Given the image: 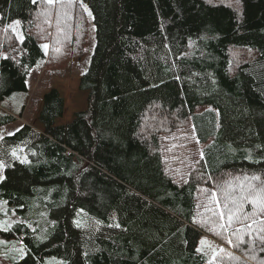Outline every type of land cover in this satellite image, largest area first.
I'll return each mask as SVG.
<instances>
[{"label": "trees", "instance_id": "16d2710c", "mask_svg": "<svg viewBox=\"0 0 264 264\" xmlns=\"http://www.w3.org/2000/svg\"><path fill=\"white\" fill-rule=\"evenodd\" d=\"M84 7L95 28L85 109L61 124L51 88L40 129L23 123L0 141V198L32 222L0 228L26 249L12 264H206L199 240L217 230L238 254L217 263L264 264V211L245 201L229 224L223 207L264 185V0H0V126L21 117L4 101L28 92L40 59L55 69L82 57Z\"/></svg>", "mask_w": 264, "mask_h": 264}, {"label": "rangeland", "instance_id": "374dc122", "mask_svg": "<svg viewBox=\"0 0 264 264\" xmlns=\"http://www.w3.org/2000/svg\"><path fill=\"white\" fill-rule=\"evenodd\" d=\"M216 2H228L234 7H237L238 0H213ZM84 12L87 17L88 29L86 34V42L83 46V55L79 59L69 60L64 66L55 69H47L45 67L48 58L45 60L40 59L36 66L31 69L29 72V77H27L28 92L24 93H15L11 97L7 98L4 101V106L11 108L15 113H18L24 107L21 117H17L16 121L7 125L0 126V137L9 135L17 130V128L26 123L31 125L35 129H40L39 124L35 120V115L38 113L41 104L42 96L44 93L49 91L51 88L58 90L59 94L63 97L65 103V113L64 117L60 120L61 124L68 123L73 114L77 111L85 109L87 95L84 92H81L78 89L79 79L81 75L86 71L88 64L90 62V57L95 45V28L92 22L91 15H89L88 10L84 7ZM17 20L10 22V27L15 32L18 38H21L20 24L17 25L15 22ZM47 45V48L43 47L46 55H48L50 45L48 43H43V46ZM184 132V138L187 139V149L186 152H193L195 149L194 144L191 142L190 138V129L188 125L186 128H182ZM0 138V141L1 139ZM5 163L0 158V182L4 177ZM173 174V171H171ZM176 174V181L181 182L182 179ZM183 176L187 177L186 171H183ZM235 179L240 182V179ZM230 179H217L214 181L216 185L224 187ZM234 183V181H231ZM235 188V187H233ZM213 193V192H212ZM205 191L203 195H200V208L205 206ZM206 212L202 211L198 216H205ZM16 223H26L32 226L31 221H24L21 219L14 210L8 206L7 201L0 198V228L5 230V226L10 224L11 227ZM249 223H246L244 226H248ZM242 226V227H244ZM10 227V228H11ZM9 230V228H7ZM0 264H12L21 259L19 249L24 248L25 253L26 249L22 242L18 238L4 239L0 237ZM203 241V243H202ZM229 231L217 230V235L213 236L207 232H204L201 239L199 240L198 249L203 253L206 258V264H222L217 263V260L221 254L222 250H227L233 255H237L236 248L229 243ZM246 262H250L244 258ZM227 262L226 264H229ZM44 264H63V261L60 258L49 256L44 259Z\"/></svg>", "mask_w": 264, "mask_h": 264}, {"label": "snow or ice", "instance_id": "6c2138e0", "mask_svg": "<svg viewBox=\"0 0 264 264\" xmlns=\"http://www.w3.org/2000/svg\"><path fill=\"white\" fill-rule=\"evenodd\" d=\"M47 2L49 4H52L55 2V0H47ZM33 3H35V0H33ZM89 15H91V13H89ZM15 23L17 25H19L20 22L16 21ZM43 47L47 48V45H44ZM9 135H14V133H9ZM0 138H2V137H0ZM13 155L15 156L16 153L13 152ZM201 157H203V153H201ZM21 162L22 163H28L29 161H27V159L25 158ZM251 179L252 180H259L260 178L254 175L251 177ZM241 188L243 189V185H241ZM213 197H215V193H213ZM229 199L231 200L233 207L228 206L227 200H229ZM245 201L252 205L253 214H255L256 210L264 211V185H261L260 187H256L252 184H249L247 186V191H242L239 198L229 197L226 194V202L223 205V207H224V209L227 210V222L229 224L233 221L234 218L239 219V216L237 215V213L243 209V206H244L243 202H245ZM217 204L219 205V201H217ZM219 215H220L221 219H224V217H225L224 211H220ZM244 218L248 219V216L245 215ZM10 227H11L10 224L6 225L5 230H7V228H10ZM77 227H80V225L77 224ZM110 227H111V225H110ZM116 227H119V225H116ZM249 227H251V225H249ZM37 239H44V237H38ZM228 242L231 243V241H228ZM0 243H4V242L0 241ZM202 243H203V241H202ZM19 252H20L21 259H23L25 254H26L24 248L21 247L19 249Z\"/></svg>", "mask_w": 264, "mask_h": 264}, {"label": "crops", "instance_id": "0c3cea01", "mask_svg": "<svg viewBox=\"0 0 264 264\" xmlns=\"http://www.w3.org/2000/svg\"><path fill=\"white\" fill-rule=\"evenodd\" d=\"M30 75V74H29ZM29 75H28V77H29ZM28 81V80H27ZM35 120L37 121V114L35 115Z\"/></svg>", "mask_w": 264, "mask_h": 264}]
</instances>
